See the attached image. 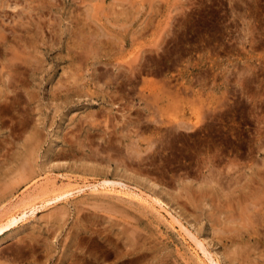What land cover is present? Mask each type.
Segmentation results:
<instances>
[{
	"label": "rangeland",
	"instance_id": "1",
	"mask_svg": "<svg viewBox=\"0 0 264 264\" xmlns=\"http://www.w3.org/2000/svg\"><path fill=\"white\" fill-rule=\"evenodd\" d=\"M249 189L264 0H0V264H264Z\"/></svg>",
	"mask_w": 264,
	"mask_h": 264
},
{
	"label": "bare ground",
	"instance_id": "2",
	"mask_svg": "<svg viewBox=\"0 0 264 264\" xmlns=\"http://www.w3.org/2000/svg\"><path fill=\"white\" fill-rule=\"evenodd\" d=\"M32 1V0H31ZM5 2V1H4ZM16 2V1H15ZM41 4V3H40ZM55 7V6H54ZM53 8V7H52ZM45 9V8H44ZM49 11V10H48ZM43 44V43H42ZM64 48V47H63ZM74 56V55H73ZM72 56V58H74ZM80 59L79 54L75 55V59ZM136 63V62H135ZM144 71V70H143ZM5 72V71H4ZM139 72V71H138ZM135 74V73H134ZM10 79V77H8ZM6 79V78H5ZM8 80V79H7ZM111 80V79H110ZM8 83V82H7ZM15 85V84H14ZM66 87V85H64ZM144 86V85H143ZM8 87V86H7ZM18 87V86H17ZM68 88V87H67ZM15 89V88H14ZM70 89V88H68ZM17 91V90H16ZM15 93V90H14ZM181 123V122H180ZM182 125V123H181ZM208 182V181H207ZM210 182V181H209ZM117 184V183H113L112 182H104L102 186H104V189H106V191H116V189L120 190H124L125 185H121ZM100 187V186H99ZM106 187V188H105ZM100 188V189H101ZM226 188V187H225ZM93 189V188H92ZM97 188H94L93 190H96ZM227 189V188H226ZM260 190V189H259ZM252 190L249 189V192L247 193V195L244 197V195L239 196V199H243L242 200V205L240 206L241 209H239V213L237 215H231V218L227 219V223H223L222 221V227L221 230H223L222 234H230L231 238H241L244 239L246 238L248 242H255V243H262L263 242V248H264V191L263 190ZM99 191V190H98ZM120 191V192H122ZM127 192V191H126ZM261 192V193H260ZM70 193H72L70 190L69 191H65L63 194L56 196L57 200H59L62 197H66L69 196ZM104 193V192H103ZM130 193V192H129ZM60 194V192H59ZM126 194V193H124ZM55 195V194H54ZM129 195V194H128ZM55 197V198H56ZM138 197V195H137ZM54 198V197H53ZM148 201L152 204V205H159L160 207L162 206V203L157 200L154 197L148 196ZM146 199V200H147ZM55 200V199H54ZM147 202V201H146ZM240 202V201H239ZM28 204V203H27ZM23 205V204H22ZM26 205V204H25ZM37 210V208L35 207V204H30V205H26L22 211H21V217L18 218L14 216L10 217V221L7 224L6 227H11L12 225L16 224L18 221L22 220L24 217H26L27 213H34ZM224 211V210H223ZM168 213V212H167ZM169 214V213H168ZM171 216V214H169ZM220 217V216H219ZM174 218V217H173ZM229 220V221H228ZM173 221H177V220H173ZM178 222V221H177ZM181 225V224H180ZM1 228V227H0ZM5 228V227H4ZM182 228V227H181ZM185 229V228H184ZM187 230V229H186ZM185 231V230H184ZM1 232V231H0ZM189 233V232H188ZM185 234V233H184ZM190 234V233H189ZM98 236V235H97ZM95 236V237H97ZM104 237V236H103ZM192 237V236H191ZM194 241H197V239H195L194 237H192ZM225 239V238H224ZM240 240V239H239ZM110 241V240H109ZM130 241V240H129ZM192 241V240H191ZM193 241V242H194ZM97 242V241H96ZM130 244V243H129ZM197 244L199 245V243L197 242ZM196 245V243H195ZM202 246V244H200ZM199 245V246H200ZM259 245V244H258ZM201 250V249H200ZM238 250V249H237ZM77 252V251H76ZM202 252L205 255V257L208 259V261L210 262V264H218V262L216 260H213L210 256V254L203 249L202 247ZM240 253V252H239ZM238 253V254H239ZM202 254V253H201ZM243 254V253H242ZM241 254V256H242ZM246 254V252L244 253ZM251 254V253H250ZM83 255V253H82ZM81 255V256H82ZM126 255V254H125ZM79 256V255H78ZM233 256V255H232ZM239 256V255H238ZM83 257V256H82ZM216 257V256H215ZM240 257V256H239ZM230 258V257H229ZM247 259V258H246ZM246 259L243 258V260H240V258L238 259L237 256H233L230 258V260H234L235 262L239 263V264H244L246 263ZM79 260H82L81 258ZM94 260V259H93ZM219 261V260H218ZM240 261V262H239ZM249 264V263H248ZM257 264V263H254Z\"/></svg>",
	"mask_w": 264,
	"mask_h": 264
}]
</instances>
